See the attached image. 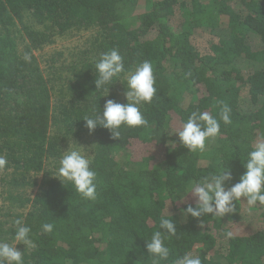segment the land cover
Returning <instances> with one entry per match:
<instances>
[{
    "label": "trees",
    "instance_id": "obj_1",
    "mask_svg": "<svg viewBox=\"0 0 264 264\" xmlns=\"http://www.w3.org/2000/svg\"><path fill=\"white\" fill-rule=\"evenodd\" d=\"M141 2L146 10L139 11ZM176 13L181 22L174 27L170 18ZM201 29L213 35L206 51L194 45ZM82 33L87 38L79 50L64 59L53 54L47 74L41 72L33 50ZM111 49L126 69L150 61L157 89L152 103L141 107L148 125L122 127L120 139L101 127L89 133L82 120L94 107L102 111L107 99L127 102L126 81H114L99 100L94 93L95 61ZM245 90L251 108L243 110ZM217 101L229 105L232 123L221 122L203 153H190L177 135L167 134L175 129L173 118L181 127L192 111L218 118ZM84 137L97 172L95 201L83 200L53 176L68 143ZM260 137L263 1L0 0V155L8 160L0 170V241L11 243L12 222L23 219L36 244L26 252L16 245L25 264H151L146 243L162 215L172 216L177 234L166 241L171 255L161 264H174L189 251L202 264H264V206L251 209L259 213L255 229L239 235L233 225L242 202L221 219H185L181 209L195 201L190 194L173 201L190 182L222 167L237 182L247 150ZM134 145L152 152L132 160ZM43 223H53V232L44 233ZM226 230L233 238H225Z\"/></svg>",
    "mask_w": 264,
    "mask_h": 264
},
{
    "label": "clouds",
    "instance_id": "obj_2",
    "mask_svg": "<svg viewBox=\"0 0 264 264\" xmlns=\"http://www.w3.org/2000/svg\"><path fill=\"white\" fill-rule=\"evenodd\" d=\"M25 61H30L29 54L24 55ZM96 79L95 92L100 97L109 94V86L114 81H126L124 93L126 103H119L113 99H107L101 111L99 106L91 109L90 115H85V122L89 133L97 127L107 129L112 139H120L122 127L140 128L148 125V120L143 115L141 107L150 104L156 95L155 77L153 65L150 61H144L135 68H125L124 58L117 49H111L100 54L94 64ZM219 105L218 118L208 111H192L186 122L178 129L167 132L169 136L177 135L179 143L187 148L190 153H203L206 144L214 140L220 134L221 122L227 126L232 123L231 108L224 101H217ZM171 147L176 146L175 141L169 142ZM93 155L70 142L66 151H63L58 160L55 176L63 185L74 187L76 193L86 201L97 199V172L92 167ZM8 165V160L0 155V170ZM245 171L239 180L233 183V173L227 167H222L214 172L190 182L173 200L184 202L189 194L195 201V206L187 204L181 209L185 219L206 217L211 215L223 218L236 211L237 202L245 203L249 209L257 205L264 206V137L258 138L247 150L242 162ZM243 198V201H242ZM169 206V205H168ZM169 212V211H168ZM203 227V221L200 222ZM14 234L12 242L0 241V264H25L24 254L16 248L17 244L26 246L25 252L35 249L31 232L32 229L23 219L17 218L12 222ZM41 229L44 233H51L53 223H43ZM177 228L171 215H162L159 219V228L154 231L147 240V255L151 258V264H161L168 261L171 250L166 241L176 236ZM231 230L225 231V238H233ZM174 264H202L199 255L185 252L174 259Z\"/></svg>",
    "mask_w": 264,
    "mask_h": 264
},
{
    "label": "rangeland",
    "instance_id": "obj_3",
    "mask_svg": "<svg viewBox=\"0 0 264 264\" xmlns=\"http://www.w3.org/2000/svg\"><path fill=\"white\" fill-rule=\"evenodd\" d=\"M263 1L264 0H260ZM139 11L146 10L145 6H143V3L141 2L138 5ZM181 22L180 17L176 13L173 17L170 18V24L172 26L177 27ZM87 36H84V34H80L74 37H70V35H66L63 37L56 38L54 43L49 46H44L43 48L35 51H32V56L34 58L35 63L39 66V69L41 72L47 74L46 68L49 64V61L51 60V56L53 54H61V56H64L62 59L67 56V53L70 50L77 51L79 48L82 46L83 42ZM213 39V35L209 36L208 33L204 32L202 29L198 30L197 34L195 35L194 39V45L196 48H198L200 51H206L207 46L209 43V40ZM21 52V51H20ZM245 70V69H244ZM247 91L245 90L242 92L241 97H240V107L243 110H246L248 108H251L248 96H247ZM172 127H175V129L180 128V124L178 123L177 119L173 118L172 119ZM87 140H89L87 138ZM85 140V137L81 140L76 142L80 147H83L88 151V154L90 155V149L91 146L89 143ZM70 142L68 143L69 147ZM68 149V148H67ZM130 157L132 160H139L143 156H147L152 152V149L150 147H138L137 145L132 146L130 149ZM37 189L33 192V195L36 193ZM259 213L251 210L248 208V206L245 203L241 204L240 211L237 216V222L233 225L234 226V233L235 234H245L248 232H251L254 225H257L258 220H256V217Z\"/></svg>",
    "mask_w": 264,
    "mask_h": 264
}]
</instances>
